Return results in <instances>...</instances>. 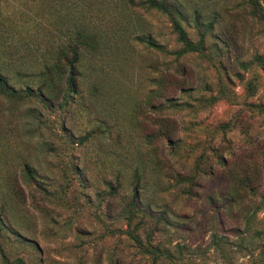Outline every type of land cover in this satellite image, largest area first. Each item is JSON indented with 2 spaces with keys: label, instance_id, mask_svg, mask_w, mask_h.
Listing matches in <instances>:
<instances>
[{
  "label": "rangeland",
  "instance_id": "374dc122",
  "mask_svg": "<svg viewBox=\"0 0 264 264\" xmlns=\"http://www.w3.org/2000/svg\"><path fill=\"white\" fill-rule=\"evenodd\" d=\"M170 2L200 51L176 56L154 11L0 0L11 86L67 45L81 62L69 104L0 97V264H264L262 25L241 0ZM134 171L149 214L128 227Z\"/></svg>",
  "mask_w": 264,
  "mask_h": 264
},
{
  "label": "trees",
  "instance_id": "16d2710c",
  "mask_svg": "<svg viewBox=\"0 0 264 264\" xmlns=\"http://www.w3.org/2000/svg\"><path fill=\"white\" fill-rule=\"evenodd\" d=\"M105 1L117 11L115 14L124 11L123 9L127 7L128 9L136 8L143 11H154L165 17L170 24L173 34L175 35L176 42L181 47V50L175 53L176 56L200 51L203 44V34L198 33V40L196 43L192 44L189 41L184 29L179 23L180 13L178 8L171 3L170 0ZM241 3L243 8L248 10L249 15L255 18V20L262 25L264 31V0H241ZM39 10L43 11L42 8H39ZM41 19L42 18H38L37 16V18L31 22L39 21ZM69 19H72V17ZM74 31L79 39L83 37V34L85 33V29L81 25L74 28ZM79 42L83 41L80 40ZM2 52L3 51L0 52V56H2ZM79 63L81 62L78 60L75 46L73 48L68 45L52 52L51 56L43 58L38 62H35V59L30 60L29 62L24 63L22 67L23 71H29L28 74L35 80V88L26 86L22 89H17L15 86H11L7 78L3 75L4 72L2 66L6 65V62L0 60V97L5 100L6 103H23L27 100H34L43 104H58V106H61V104H69V101L72 99V95L77 93V79L81 78V74L78 69ZM6 67L8 68V66ZM18 72L16 70V72L14 71L12 75H15V73L19 74ZM134 174L135 175H133V178L130 180L132 186L130 188L131 194L128 204L124 206L120 214L128 227H130L132 221L141 218L143 214L146 216L149 214L147 212L149 209L144 208L140 200L139 178L137 176V171H134ZM108 188L112 192L114 186H112V184H108ZM127 236L134 244L142 247L147 253L153 256L156 251H159L157 247H151L150 244L144 248L143 244H141L137 236L134 235L130 229L127 231ZM147 249H149V251Z\"/></svg>",
  "mask_w": 264,
  "mask_h": 264
}]
</instances>
